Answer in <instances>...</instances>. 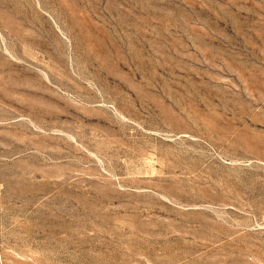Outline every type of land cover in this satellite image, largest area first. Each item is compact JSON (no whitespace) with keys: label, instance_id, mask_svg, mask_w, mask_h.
Wrapping results in <instances>:
<instances>
[{"label":"rangeland","instance_id":"1","mask_svg":"<svg viewBox=\"0 0 264 264\" xmlns=\"http://www.w3.org/2000/svg\"><path fill=\"white\" fill-rule=\"evenodd\" d=\"M0 264H264V0H0Z\"/></svg>","mask_w":264,"mask_h":264}]
</instances>
